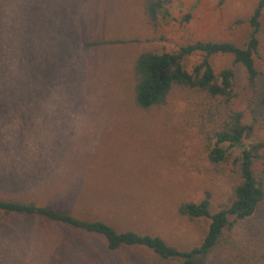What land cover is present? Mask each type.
I'll return each mask as SVG.
<instances>
[{
  "label": "rangeland",
  "instance_id": "1",
  "mask_svg": "<svg viewBox=\"0 0 264 264\" xmlns=\"http://www.w3.org/2000/svg\"><path fill=\"white\" fill-rule=\"evenodd\" d=\"M258 2L174 0L170 20L153 29L138 0H0V197L159 236L181 251L200 246L210 221H191L179 206L209 196L217 213L229 204L230 172L219 173L203 152L196 94L176 91L150 110L135 104L133 61L197 41L242 45ZM261 23L256 63L264 71V15ZM200 60L190 57L187 70ZM212 63L220 72L232 57ZM235 70L242 108L264 140V85L253 91L244 68ZM231 244L240 264H264V204L222 251ZM182 263L160 262L146 248L112 252L102 237L41 216L0 214V264Z\"/></svg>",
  "mask_w": 264,
  "mask_h": 264
},
{
  "label": "trees",
  "instance_id": "2",
  "mask_svg": "<svg viewBox=\"0 0 264 264\" xmlns=\"http://www.w3.org/2000/svg\"><path fill=\"white\" fill-rule=\"evenodd\" d=\"M148 25L157 29L171 18L170 7L174 0H138ZM264 0L254 7L248 23L251 32L247 41L188 43L174 51L148 49L133 61V97L143 110L162 107L176 91L196 94L193 104L200 118L199 135L208 163L219 173L230 172L231 195L229 204L217 213L211 211L209 196L200 202L188 201L179 206V213L191 221H210L202 244L190 251H181L159 236L134 231L118 232L104 221L80 220L55 207H45L18 197H0V214L5 219L15 216H41L52 222L70 226L105 239L107 248L118 251L126 248H146L163 263L183 260L182 264H240L244 258L234 244L226 246L237 225L249 222L264 204V140L254 134V124L248 122V112L242 108V97L236 89V66L244 68L247 86L258 92L264 85V71L256 63L260 56V38L263 36L261 19ZM191 20V14L184 18ZM119 42L92 41L89 46L117 44ZM200 55V62L190 72L186 62ZM231 56L232 65L216 72L212 59ZM264 109V98L260 101ZM252 103V102H251ZM249 110V109H248ZM255 111L253 120L257 122ZM260 114L264 115L261 110ZM250 140L248 145L246 141ZM262 169L256 170L258 162ZM254 233L249 232L248 235Z\"/></svg>",
  "mask_w": 264,
  "mask_h": 264
}]
</instances>
